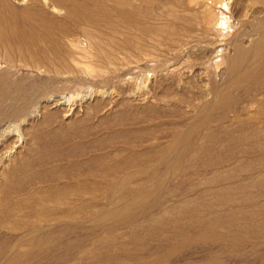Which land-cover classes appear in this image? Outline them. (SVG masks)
Segmentation results:
<instances>
[{"label": "rangeland", "instance_id": "rangeland-1", "mask_svg": "<svg viewBox=\"0 0 264 264\" xmlns=\"http://www.w3.org/2000/svg\"><path fill=\"white\" fill-rule=\"evenodd\" d=\"M148 1L145 53L90 25L110 63L17 71L32 99L0 124L17 143L0 149V264H264V0Z\"/></svg>", "mask_w": 264, "mask_h": 264}, {"label": "bare ground", "instance_id": "bare-ground-1", "mask_svg": "<svg viewBox=\"0 0 264 264\" xmlns=\"http://www.w3.org/2000/svg\"><path fill=\"white\" fill-rule=\"evenodd\" d=\"M30 1L32 2V4H30L31 2H29L28 4H30L31 6L29 5L28 8H26L24 10H20V9L15 8L16 6L14 7L13 6L14 4L12 5L11 4L12 2H10L9 0H0V124H2L3 122H8L10 120L13 121L22 115H27V113L29 111V103L32 99L31 94H28V95L25 94L26 91L29 89L25 88V86H21L19 84V82H17V80H16V77H17L16 75L18 73L17 71H20L22 69H24V70L26 69L27 71H33V72L36 71L39 73L42 70H45V69L47 70L50 68H52V69L55 68V70H56V69H59L62 67L65 70V67L69 68V66H71L73 69H79V70L82 67V70H83L84 64L87 65V68H90V66H91L90 62H92L90 60L91 59L93 60L94 58H97L96 61H99V58L105 59V61L107 60V61H109V63L111 62V60H114V58H112L113 52L110 50V48L108 49L110 44H109V46H107L106 45L107 43L105 44V41L102 42L100 40V38L96 37L95 32L93 31L94 29H93V27H91L92 29H90V25L100 26V28L102 27V29L103 28L105 29V27H106V28H108V30L110 29L109 31H112V34L114 36L119 35L116 38L122 37L123 31L120 30L121 28H127L130 32V33H128V34H130V36L128 39H127L128 36L125 37L126 38L125 43L127 44V45L126 44L125 45L130 47L131 50L132 49L138 50V52L142 51L143 49L139 48L136 45L137 43L135 42L134 36L138 35V34H140L142 37L150 35L149 25H150V20L152 17L148 13V9H147V7L149 5L148 0H51L55 4H58L60 6L61 5L67 6V9H66L67 13L66 12L64 13V15L65 14L66 15L65 16L61 15L59 17H55L56 12H54L55 16H53V17L51 16V14L49 15L48 12L45 11L46 9L42 8V6H41L43 4L42 0H30ZM46 2H47V0H46ZM48 8H50V7H48ZM53 8L56 10V7H53ZM50 11H49V13H50ZM61 12H59V13H61ZM54 14H52V15H54ZM178 20H180L183 23V21L181 19H178ZM104 29L102 30L103 33H101V35L102 34L105 35ZM105 30L107 31V29H105ZM96 32H99V31H97V29H96ZM81 34L84 37H82ZM120 34H122V35L120 36ZM124 35H123V37H124ZM105 37L103 36L102 38L104 39ZM123 37H122V40L124 39ZM107 38H106V40H107ZM108 39L110 40L111 38H108ZM145 39H146V37H145ZM112 40H113V38H112ZM110 41H108V42H110ZM120 42H122V41H120ZM123 42H124V40H123ZM111 44L113 45V43H111ZM138 45H139V43H138ZM141 45H143V44H141ZM113 46H116V45H113ZM113 49L119 50L122 48L119 47V49L118 48H113ZM123 49H125V48L123 47ZM244 49L239 50L240 53H238V51H237L238 54L235 57H233V59L230 58V59H232V61H231L232 63H230V59H229V68L233 67L232 65L230 67V64H233L237 67V64L239 63V58L243 55L242 52L244 51ZM125 50H123L122 52H124ZM127 50L129 51V49H127ZM114 51L116 53V50H114ZM143 51L145 53V50H143ZM119 52H118V54H119ZM132 52H134V51H132ZM136 53H137V51H136ZM245 53H247V52H245ZM240 54H241V56H240ZM114 55H117V53ZM245 56L248 57L249 55L246 54ZM240 59H243V58H240ZM86 60H87V62H86ZM86 63H88V64H86ZM240 66L242 67V64L241 65L239 64V68H240ZM236 67H234V69ZM24 70H22V71H24ZM46 70H45V74L47 76H49V74L46 72ZM234 71H237V70H234ZM57 72H59V70L58 71L56 70V72H54V73L58 74ZM70 72L73 73L74 71L71 70ZM237 72H239V71H237ZM63 73H65V71ZM76 73H77V71H76ZM60 74H61V72H60ZM42 75H44V74H42ZM55 76L60 77V75H55ZM22 84H23V82H22ZM225 95H226V93H225ZM16 144L17 143L15 142V140L11 139V134L9 132H7V134L5 132V134H2L0 136V149L1 148H3V150L7 149L9 151V153H11L16 148ZM262 144H264V143H260L259 146L261 147ZM262 146L264 147V145H262ZM263 150H264V148H263ZM21 168H22V165H19V162L11 165L9 167V170L7 171V178L5 177L4 178L5 180H3V182L7 183V181H9V178H11L13 175H15L16 171L20 170ZM123 181L128 182V179L123 180ZM3 182L1 184H4ZM121 185H122V183H121ZM146 196H147V194H146ZM152 198H153V196H152ZM153 201H155V200H153ZM138 202H140V201H138ZM144 202L146 205L147 204L146 200H144L141 204H143ZM147 202H149V200ZM135 203H137V202H135ZM141 204H139V205L142 206ZM145 205H143V206L145 207ZM153 205H151V206H153ZM92 209H93V207H92ZM95 214H96V212H95ZM128 214H127V216H129ZM90 215H91V213H90ZM122 217H123V215H122ZM124 217H125V215H124ZM106 218L108 219V217H106ZM102 220H104V218ZM208 220H210V219H208ZM115 221H117V220H115ZM205 222H208V221L205 220ZM209 222H211V221H209ZM225 225H227V224H225ZM207 226H208V224H207ZM205 227L206 226H204V228ZM215 227H214V229H215ZM228 228H229V226H228ZM70 229H71V227H70ZM220 229H222V228H220ZM37 230H38V228H37ZM39 230H40V228H39ZM229 232H230V230H229ZM255 233H257V232H255ZM231 234L232 233H230V235ZM234 235H237V234H234ZM258 235H257V237L255 236L257 239H258ZM213 236H215V234ZM219 236H220V234H219ZM212 238H214V237H212ZM217 238L215 237V239L218 241ZM39 241L42 242L41 240H39ZM262 241H264V240H262ZM205 242H206V240H205ZM220 242H221V240H220ZM240 244H242V243H240ZM176 247H178V245ZM232 252H234V251H232ZM236 252H237V250H236ZM18 255H19V253H18ZM28 256H30V255H28ZM15 257L19 258V256H15ZM24 257H26V256H24ZM13 258L14 257L12 256V258H10V259L13 260ZM18 258H15V259L17 260ZM22 259H24V258L22 257ZM22 259L20 258L19 260H22ZM16 260H14V262H16V263H14L13 261L12 262L14 264H19L18 261H16ZM12 262L11 263L9 262V263L13 264ZM20 264H22V263L20 262Z\"/></svg>", "mask_w": 264, "mask_h": 264}]
</instances>
